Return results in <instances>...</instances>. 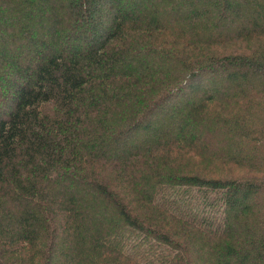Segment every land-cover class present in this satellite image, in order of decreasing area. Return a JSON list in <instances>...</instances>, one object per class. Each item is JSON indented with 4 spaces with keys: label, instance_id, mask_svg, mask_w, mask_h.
Masks as SVG:
<instances>
[{
    "label": "trees",
    "instance_id": "trees-1",
    "mask_svg": "<svg viewBox=\"0 0 264 264\" xmlns=\"http://www.w3.org/2000/svg\"><path fill=\"white\" fill-rule=\"evenodd\" d=\"M140 1L0 0V264H264V0Z\"/></svg>",
    "mask_w": 264,
    "mask_h": 264
},
{
    "label": "rangeland",
    "instance_id": "rangeland-1",
    "mask_svg": "<svg viewBox=\"0 0 264 264\" xmlns=\"http://www.w3.org/2000/svg\"><path fill=\"white\" fill-rule=\"evenodd\" d=\"M140 4H142V1H140L139 0V2H138V5H140ZM132 8H129V9H127V8H125L124 9V11H130ZM2 14V11H0V15ZM224 51H228V50H230V48H227V49H223ZM238 172H241V171H238Z\"/></svg>",
    "mask_w": 264,
    "mask_h": 264
}]
</instances>
